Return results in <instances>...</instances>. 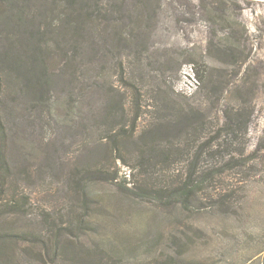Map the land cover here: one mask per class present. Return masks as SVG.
<instances>
[{
    "label": "rangeland",
    "instance_id": "rangeland-1",
    "mask_svg": "<svg viewBox=\"0 0 264 264\" xmlns=\"http://www.w3.org/2000/svg\"><path fill=\"white\" fill-rule=\"evenodd\" d=\"M60 1L59 8L51 2L41 10V0L3 1L4 200L23 204V213L0 223L37 236L57 233L66 247L58 264H93L83 255L97 242L109 251L103 254L109 264H155L157 255L177 262V251L209 264H264V0H86L83 6L96 10L97 3L105 17L56 40L55 23L71 33L60 23L62 4L70 0ZM38 25L49 38L40 45L43 68L30 35ZM165 96L204 122L197 142L223 132L204 150V162L240 144H223L227 111L240 105L252 111L245 131L246 153L258 149L248 161L254 167L226 170L216 183L234 190L230 209L216 210L208 198L201 209L179 212L135 196L139 184L167 181L159 165L144 158V132L157 126L161 145L182 148L186 140L183 130L165 132L160 125L176 114L165 117ZM115 101L118 110L110 113ZM121 128L135 129L133 139L118 136L112 143L109 136ZM80 179L84 195L75 184ZM84 213L96 219L95 232L77 238L68 230ZM38 250L15 240L7 264H34Z\"/></svg>",
    "mask_w": 264,
    "mask_h": 264
},
{
    "label": "trees",
    "instance_id": "trees-1",
    "mask_svg": "<svg viewBox=\"0 0 264 264\" xmlns=\"http://www.w3.org/2000/svg\"><path fill=\"white\" fill-rule=\"evenodd\" d=\"M4 0H0V15L5 14L6 8L4 7ZM78 6L75 5L76 0H73L64 4L63 2V10L60 16V23L62 27L66 26V30H70L71 33H66L65 28L61 29L59 24L55 27H52V33L56 35V40L61 35L62 37L72 38L71 35H77L79 30L83 25L89 24L93 25L97 18L105 17L104 14H101L102 8L96 5L94 6L96 10H92L90 6H83L86 0H78ZM42 5L39 6L41 10L42 7H49L51 2L56 4V8L60 7V0H41ZM46 9V8H45ZM58 11V10H57ZM54 12V11H53ZM59 15V13H55L54 15ZM57 19V17H56ZM105 20V18H104ZM31 38H34V42L32 44V49H35L36 58L40 63V67H45L44 65V57L43 52L40 50L42 44L47 42L49 38L46 36V32L43 30L41 26L38 25L37 30L32 31L30 33ZM40 50V51H39ZM5 59H2V55L0 56V64H3ZM12 67V66H11ZM10 68H5L7 70H13ZM17 67V66H16ZM30 68H26L29 70ZM195 75H197L196 67L193 68ZM14 72V71H10ZM14 73H17L16 71ZM198 77V75H197ZM1 78V77H0ZM39 79V78H38ZM17 79L14 80V82ZM40 80V79H39ZM0 83V87H1ZM42 86V85H40ZM39 89V88H38ZM1 92V88H0ZM164 98V97H163ZM112 104L110 109V113L118 110L116 106L118 103ZM163 106L162 109L166 113L165 117H168V113H171L172 110L176 111V114H171V119L167 120V122L160 124L165 132H169L174 130L179 132L183 130L186 140H182V148H179L180 145L173 143L172 141H168L167 144L161 145L156 140V134L158 132L157 126H152L147 129L143 134V155L144 158L147 159V162H151L153 166L159 165V175L164 176L167 181L165 183H158L155 186L150 183L139 184V186H135L138 193L135 196L139 197H147L152 200L157 201L161 207H165L168 209H176L179 212L198 210L202 207V201L205 199L211 200L210 205L216 210H223L227 208H231L232 201L231 197L234 192L231 188H221L217 186V181L224 175L226 170L237 169L238 172L244 173L245 170H250L254 167L253 163L250 165L248 162L251 159V155H255L258 149H255L251 154H247V139H246V128L248 125V121L250 118V113L252 112L246 106H238L237 108L230 109L227 111L226 116L228 117L227 125L225 128L226 136H228L227 143L224 141L223 144L231 147L235 141L240 144L237 150H233V147L228 149L226 152L219 154L218 159L223 160L222 165H216L213 163V155L210 156L213 161L204 162L203 158L204 150L208 147H211L212 142L222 137V131H215L214 136L204 139L202 142H197V136L200 131L203 129L204 122L195 120V115L186 113L187 111L182 107L178 108L174 106L173 100L166 97L160 101ZM164 119V117L162 118ZM135 129L121 128L113 134V138H111L112 143L116 141L118 136H123V139L130 141V138L133 139ZM1 136V134H0ZM172 144H175L173 147ZM171 145V146H170ZM3 152L2 148V139L0 140V220L2 217L5 220H8L7 217L9 215H16L18 213H23L22 206L23 204H19L17 200H4L5 193L7 191L6 182L9 173V166L7 164V160ZM255 157V156H254ZM186 163V167L183 166L176 167L175 164L180 162ZM207 161V160H206ZM147 162H143L144 164H148ZM143 165L142 163L140 164ZM146 174H149V171H145ZM152 179L153 176H150ZM82 180L84 179L81 178ZM76 181L75 184L79 186H84L82 180ZM84 181V180H83ZM85 184L89 183L88 180L84 181ZM86 187V186H85ZM84 187L82 189V194L84 195ZM90 194V190H87V195ZM13 201V202H11ZM84 204V203H83ZM82 204V205H83ZM21 206V207H20ZM75 221L70 223V226H73L71 230H68L71 234H73L72 229L77 231L75 237L79 238L81 235L85 233L95 232L94 225H96V219H93L92 215L88 213L84 214H76L74 216ZM60 224V223H59ZM58 224V227H59ZM69 226V227H70ZM67 230L66 226L64 228H59L60 230ZM54 232V231H53ZM50 232V229H47V235L45 236L39 235L32 232L26 231H15V229L4 223H0V264H7L9 250H12V245L15 240L21 242H29L32 244H37L39 246V250L37 252L38 256L37 260L32 261L34 264H58L61 262L60 258V249H66L63 246V242L58 241L56 238L57 233ZM57 232V231H56ZM52 234L54 238L52 237ZM66 234V232H65ZM11 245V247H10ZM105 247L97 242L96 246L92 249L85 252L83 257H90L93 264H109L107 260H105V254L107 257L109 256V251H105ZM177 262L173 257H166V260L163 262L159 255H157L154 259L155 264H209L206 260L202 259H194L187 260L184 257V254L177 251ZM48 257V258H47ZM47 258V259H46ZM110 258V257H109ZM111 259V258H110ZM243 264H249L248 261Z\"/></svg>",
    "mask_w": 264,
    "mask_h": 264
},
{
    "label": "built area",
    "instance_id": "built-area-1",
    "mask_svg": "<svg viewBox=\"0 0 264 264\" xmlns=\"http://www.w3.org/2000/svg\"><path fill=\"white\" fill-rule=\"evenodd\" d=\"M197 84L198 83V80L196 78H194V82L192 83V86H194V84Z\"/></svg>",
    "mask_w": 264,
    "mask_h": 264
}]
</instances>
